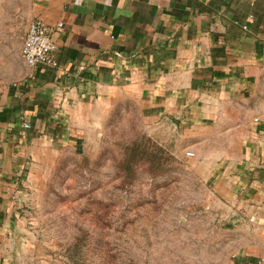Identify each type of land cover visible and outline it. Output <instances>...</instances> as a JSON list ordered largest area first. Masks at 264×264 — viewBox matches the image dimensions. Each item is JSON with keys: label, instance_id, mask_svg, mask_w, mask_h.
Masks as SVG:
<instances>
[{"label": "crops", "instance_id": "crops-1", "mask_svg": "<svg viewBox=\"0 0 264 264\" xmlns=\"http://www.w3.org/2000/svg\"><path fill=\"white\" fill-rule=\"evenodd\" d=\"M7 13L23 39L34 20L62 28L55 66L0 84V238L28 160L70 141L76 111L121 90L154 122L238 126L234 167L211 175L219 221L234 235L222 264H264V125L228 116L264 80V0H0V40Z\"/></svg>", "mask_w": 264, "mask_h": 264}, {"label": "rangeland", "instance_id": "rangeland-1", "mask_svg": "<svg viewBox=\"0 0 264 264\" xmlns=\"http://www.w3.org/2000/svg\"><path fill=\"white\" fill-rule=\"evenodd\" d=\"M7 14L0 84L26 68ZM230 108L236 123L264 125V80ZM237 128L154 122L136 96L106 91L74 113L69 142L28 160L0 264H222L234 235L219 221L211 175L234 167Z\"/></svg>", "mask_w": 264, "mask_h": 264}, {"label": "built area", "instance_id": "built-area-1", "mask_svg": "<svg viewBox=\"0 0 264 264\" xmlns=\"http://www.w3.org/2000/svg\"><path fill=\"white\" fill-rule=\"evenodd\" d=\"M62 28V24L56 27L45 25L39 20L32 21L22 41L20 57L28 68L37 66H55V44L52 35Z\"/></svg>", "mask_w": 264, "mask_h": 264}]
</instances>
